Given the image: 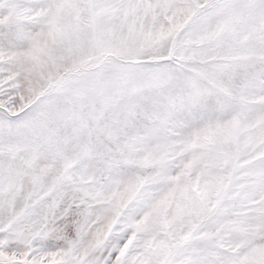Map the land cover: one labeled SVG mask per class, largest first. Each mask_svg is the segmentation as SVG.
Masks as SVG:
<instances>
[{
	"label": "snow or ice",
	"instance_id": "obj_1",
	"mask_svg": "<svg viewBox=\"0 0 264 264\" xmlns=\"http://www.w3.org/2000/svg\"><path fill=\"white\" fill-rule=\"evenodd\" d=\"M0 264H264V0H0Z\"/></svg>",
	"mask_w": 264,
	"mask_h": 264
}]
</instances>
